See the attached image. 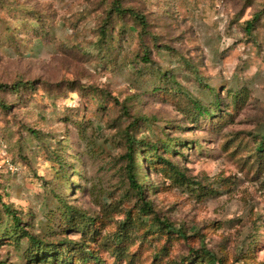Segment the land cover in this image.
<instances>
[{
	"label": "rangeland",
	"instance_id": "obj_1",
	"mask_svg": "<svg viewBox=\"0 0 264 264\" xmlns=\"http://www.w3.org/2000/svg\"><path fill=\"white\" fill-rule=\"evenodd\" d=\"M263 142L264 0H0L1 264H264Z\"/></svg>",
	"mask_w": 264,
	"mask_h": 264
},
{
	"label": "trees",
	"instance_id": "obj_2",
	"mask_svg": "<svg viewBox=\"0 0 264 264\" xmlns=\"http://www.w3.org/2000/svg\"><path fill=\"white\" fill-rule=\"evenodd\" d=\"M114 8L117 12H122V7L121 4H116L114 5ZM136 16L141 20L140 22L145 25L146 24V20L140 16L139 14H136ZM103 35H105V32H103ZM144 56L148 57V54H144ZM23 82H17L14 85V88H18L19 86L22 85ZM125 137L128 143V148L129 151L127 153L129 159H130V163H129V168H130V179L131 182L133 184V186L135 187L136 193L138 194L139 199L144 201V205L147 206V208H149L151 210V204L147 201H145L144 199V195L146 194V192L149 190L147 187L144 188L142 183L139 181V177H138V168L139 166L134 164V145L137 143V138L134 135H131L130 133L126 132L125 133ZM143 143H147L146 141H143ZM262 148L260 149L261 151L264 150V142L262 143ZM153 148L151 149H156L158 148L156 145L154 146V144L151 146ZM172 149V145L170 144H165L164 145V150L166 151H170ZM146 175V174H145ZM143 187V188H142ZM6 210L11 212V209L6 206ZM15 222H19L20 218H18L16 215H13ZM164 223V222H163ZM167 227H170L171 224L169 223H164ZM16 234V233H15ZM26 235L29 237L31 244H35L39 250L38 252H33L32 253V257H38V258H51L53 259V261H56L59 256V250L58 247L55 246H50L48 247V245L44 242H42L41 240H39L37 237H35L34 235H32L31 233H26ZM197 257L201 258L204 262L208 263V264H224V262L222 261L221 258H218V256L216 254H214L213 252L209 251V250H203L201 252H197L196 254ZM34 259V258H33ZM1 264V262H0Z\"/></svg>",
	"mask_w": 264,
	"mask_h": 264
}]
</instances>
